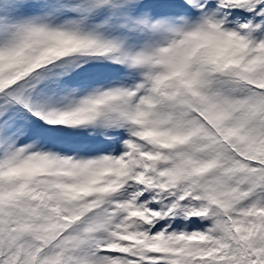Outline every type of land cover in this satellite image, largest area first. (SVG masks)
I'll return each mask as SVG.
<instances>
[{
  "label": "snow or ice",
  "instance_id": "obj_1",
  "mask_svg": "<svg viewBox=\"0 0 264 264\" xmlns=\"http://www.w3.org/2000/svg\"><path fill=\"white\" fill-rule=\"evenodd\" d=\"M0 264H264V0H0Z\"/></svg>",
  "mask_w": 264,
  "mask_h": 264
}]
</instances>
